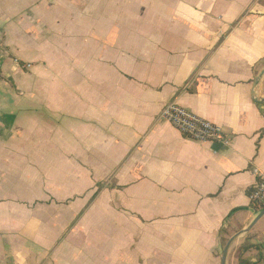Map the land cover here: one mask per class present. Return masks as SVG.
<instances>
[{
    "label": "crops",
    "instance_id": "0c3cea01",
    "mask_svg": "<svg viewBox=\"0 0 264 264\" xmlns=\"http://www.w3.org/2000/svg\"><path fill=\"white\" fill-rule=\"evenodd\" d=\"M263 68L264 0H0V264H222L261 211ZM244 245L264 255V215L226 264Z\"/></svg>",
    "mask_w": 264,
    "mask_h": 264
},
{
    "label": "built area",
    "instance_id": "2783aa9c",
    "mask_svg": "<svg viewBox=\"0 0 264 264\" xmlns=\"http://www.w3.org/2000/svg\"><path fill=\"white\" fill-rule=\"evenodd\" d=\"M159 118L170 123L186 138L200 143H229V137L223 126L214 123L178 104L170 102L161 110ZM256 181L249 198L251 205L264 208V171L254 169Z\"/></svg>",
    "mask_w": 264,
    "mask_h": 264
},
{
    "label": "rangeland",
    "instance_id": "374dc122",
    "mask_svg": "<svg viewBox=\"0 0 264 264\" xmlns=\"http://www.w3.org/2000/svg\"><path fill=\"white\" fill-rule=\"evenodd\" d=\"M8 143H10L11 144V142L10 141H7ZM38 142H39V144H40V147H42V148H45L46 147V141L45 140H38ZM14 143V142H13ZM12 143V144H13ZM25 144L27 145V146H23V147H28V148H32V147H34V148H36V147H38L36 144H34V146L32 145L31 146V142L30 141H26L25 142ZM42 175H44L43 173H39L38 174V176H39V181H38V184H39V186H40V188H41V190H46V183H45V181H44V177L45 176H42ZM56 185L58 186V187H60V188H62V183H56ZM56 190H60V191H62L61 189H56ZM56 196H62V195H57V193H56ZM73 201H75L74 199H68L67 201H65L64 203L63 202H61V203H59V206H60V208H61V210H60V212L62 213V215H65L68 211H66V209L65 208H70V206H74V208H75V210L74 211H71V214L72 213H75V212H77L78 213V211H79V209H78V205L77 204H75V203H72ZM72 203V204H71ZM90 204H91V202L89 203V204H87V207L89 208V206H90ZM40 207H41V205H39ZM84 211V210H83ZM68 229V228H67Z\"/></svg>",
    "mask_w": 264,
    "mask_h": 264
},
{
    "label": "water",
    "instance_id": "95a60500",
    "mask_svg": "<svg viewBox=\"0 0 264 264\" xmlns=\"http://www.w3.org/2000/svg\"><path fill=\"white\" fill-rule=\"evenodd\" d=\"M264 74V68L263 70L259 73V75L257 76L256 80H255V84H254V87L256 88L258 86V83H259V80L260 78L263 76ZM260 100H264V99H260ZM264 215V208L258 213L257 217L254 219V221L252 222L251 226L242 230L240 233L234 235L233 237H231L229 239V241L227 242L224 250H223V254H222V264H226V259H227V256H228V252H229V248L232 244V242L239 236V235H242V234H245L247 232H249V230L252 228V226Z\"/></svg>",
    "mask_w": 264,
    "mask_h": 264
},
{
    "label": "trees",
    "instance_id": "16d2710c",
    "mask_svg": "<svg viewBox=\"0 0 264 264\" xmlns=\"http://www.w3.org/2000/svg\"><path fill=\"white\" fill-rule=\"evenodd\" d=\"M252 248L259 249V246L258 245L242 246V251L238 257L239 264H264V255H261L260 258L256 261H252L250 258L245 257L246 251Z\"/></svg>",
    "mask_w": 264,
    "mask_h": 264
}]
</instances>
